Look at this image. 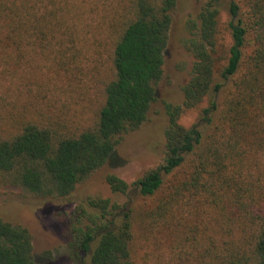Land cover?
<instances>
[{"label": "trees", "instance_id": "obj_1", "mask_svg": "<svg viewBox=\"0 0 264 264\" xmlns=\"http://www.w3.org/2000/svg\"><path fill=\"white\" fill-rule=\"evenodd\" d=\"M88 3L0 0V188L67 198L148 119L178 0H115L87 37ZM187 30L194 62L183 102L165 103L162 162L132 185L107 175L115 194L154 200L79 204L69 242L78 264H264V0H203ZM91 50L92 74L104 71L93 114L68 119L42 105L34 63L52 56L76 76ZM205 100L208 130L183 125ZM0 264H41L30 228L2 216Z\"/></svg>", "mask_w": 264, "mask_h": 264}, {"label": "rangeland", "instance_id": "obj_2", "mask_svg": "<svg viewBox=\"0 0 264 264\" xmlns=\"http://www.w3.org/2000/svg\"><path fill=\"white\" fill-rule=\"evenodd\" d=\"M87 1L94 10H85L79 26L88 37L91 35L89 31H94L92 26L100 21L115 0ZM202 3L203 0H178L165 53L164 76L157 87V100L150 109L147 121L126 135L111 162L95 171L67 198H36L24 195L18 188H0V216L30 228L34 235L35 254L41 264H78L69 246L71 224L77 206L89 197L110 198L134 207H145L154 200L140 199L132 187L128 194H115L107 183V175L114 173L132 185L147 170L162 162L168 125L165 103L183 102V87L190 78L194 62L186 44L189 37L187 21L196 16ZM221 15L225 23L228 20L226 7ZM96 60L97 56L91 50L81 58L83 70L70 77L57 72L52 56L36 61L35 90L41 91L42 98L45 96V99L39 98L40 103L50 105L52 110L68 119L79 114L88 119L97 107L100 79L104 74L103 70L96 78L92 74ZM17 80L18 77H15L7 84L12 98L16 97ZM208 105L209 100H205L200 107L185 111L181 123L186 127L197 124L203 133L206 132L209 123L202 121V112ZM149 250H153L152 244L143 246L144 253Z\"/></svg>", "mask_w": 264, "mask_h": 264}]
</instances>
